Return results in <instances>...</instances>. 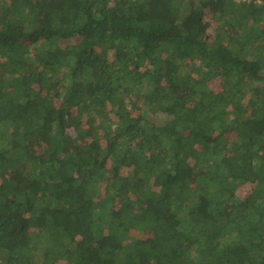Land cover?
<instances>
[{
	"label": "trees",
	"instance_id": "obj_1",
	"mask_svg": "<svg viewBox=\"0 0 264 264\" xmlns=\"http://www.w3.org/2000/svg\"><path fill=\"white\" fill-rule=\"evenodd\" d=\"M0 264H264V5L0 0Z\"/></svg>",
	"mask_w": 264,
	"mask_h": 264
},
{
	"label": "rangeland",
	"instance_id": "obj_2",
	"mask_svg": "<svg viewBox=\"0 0 264 264\" xmlns=\"http://www.w3.org/2000/svg\"><path fill=\"white\" fill-rule=\"evenodd\" d=\"M205 19H209L210 20L211 18H210L209 15L206 14L205 15ZM212 32H213V29H211V27H210L209 28V33H212ZM254 50H255V53L259 51V49H257V48L254 49ZM211 86L213 87V83H211ZM191 164H192V166H191V171H190L191 173L190 174H191V176H193L196 172H198V170H197V168L195 166H193V163H191ZM249 187H251V185L248 184V183H246L244 185H241L237 189V193L243 194V193L247 192V190L249 189ZM128 194L133 197V195L135 194V187H133L132 190H131V192H128ZM137 234H139L140 236H144V235H146V232H144V233L138 232Z\"/></svg>",
	"mask_w": 264,
	"mask_h": 264
},
{
	"label": "built area",
	"instance_id": "obj_3",
	"mask_svg": "<svg viewBox=\"0 0 264 264\" xmlns=\"http://www.w3.org/2000/svg\"><path fill=\"white\" fill-rule=\"evenodd\" d=\"M235 1H237V2H241V1H243V2H255L257 4L264 5V0H235Z\"/></svg>",
	"mask_w": 264,
	"mask_h": 264
}]
</instances>
